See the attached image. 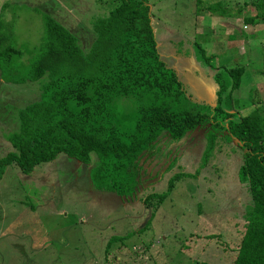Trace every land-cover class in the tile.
<instances>
[{
    "label": "rangeland",
    "instance_id": "rangeland-1",
    "mask_svg": "<svg viewBox=\"0 0 264 264\" xmlns=\"http://www.w3.org/2000/svg\"><path fill=\"white\" fill-rule=\"evenodd\" d=\"M148 2L155 38L161 44L158 53L167 66L177 68L194 100L214 105L218 89L197 53L194 43L199 42L208 56H214L212 67L246 68L241 86L233 92L235 109L231 111L248 115L264 105V33L259 40H249L237 32L241 23L233 38L224 28L215 33L205 30L196 23L203 21L205 10L201 8L208 0ZM114 3L116 0H0V23L11 27L9 43L34 47L42 42L44 17L50 14L75 34L86 52L93 39L92 22L108 13ZM198 10H202L200 15ZM236 52L242 56L234 61ZM173 53L182 58L170 56ZM29 57L32 55H23V61L29 59L25 64L15 62L21 73L28 68ZM1 74L0 70V158L14 150L7 136L19 130V109L41 92V80L16 84L4 81ZM208 127H196L180 142L170 141L167 135L161 138L157 150L147 157L152 158L150 164L143 163L145 170H140L141 186L137 184L138 190L136 187L129 197L96 188L93 164L64 153L27 174L17 165H9L0 177V264H109L124 250L139 253L152 241L154 249L149 246L146 253L155 258L159 253V260L152 264H232L243 233L245 206L251 200L239 174L245 149L223 135L203 166ZM150 168L157 175L149 177L152 173L146 171ZM182 171L187 174L175 182L159 206L145 207L142 199L147 194L166 191L170 178ZM146 221L148 227L135 232ZM116 228L134 231L123 248L114 243L107 250ZM39 238L46 242L37 248ZM134 246L140 249L133 250ZM145 260L151 263L149 258Z\"/></svg>",
    "mask_w": 264,
    "mask_h": 264
},
{
    "label": "trees",
    "instance_id": "trees-1",
    "mask_svg": "<svg viewBox=\"0 0 264 264\" xmlns=\"http://www.w3.org/2000/svg\"><path fill=\"white\" fill-rule=\"evenodd\" d=\"M208 7L214 15L226 14L219 3ZM44 18L42 42L34 47L9 43L11 27L0 23L2 79L16 84L41 80L40 96L19 109V130L7 136L14 150L0 158V177L11 164L27 174L64 153L93 164L96 188L128 197L139 182L142 159L157 150L161 138L180 142L204 124L209 141L203 166L223 135L245 149L239 174L251 200L232 264H264V105L248 115L231 111L246 68L212 67L214 56L196 42L218 86L215 104H206L189 95L176 69L160 57L148 0H116L92 22L86 52L54 16ZM25 53L32 57L21 73L15 62H27ZM184 174L172 176L166 191L147 194L145 206H159Z\"/></svg>",
    "mask_w": 264,
    "mask_h": 264
},
{
    "label": "crops",
    "instance_id": "crops-1",
    "mask_svg": "<svg viewBox=\"0 0 264 264\" xmlns=\"http://www.w3.org/2000/svg\"><path fill=\"white\" fill-rule=\"evenodd\" d=\"M208 1L210 3H207L206 7L201 8V9L205 10L204 11L205 14L202 15L203 21L200 20V22L197 21V23H196L197 25L202 24V26L205 28V30L207 29L211 33H215L217 31V29L224 28L225 29L224 31L227 32L228 37L233 38V37H236V35H237L235 32L236 28L238 27L237 24L241 23L242 28L239 26L237 32H238V34L248 38L249 40H254V41L259 40L260 36L264 33V0H208ZM214 3L220 4V8L226 12L225 16H217V15L212 14L209 11L208 6L210 4H214ZM201 12H202V10H200V11L198 10L197 13L200 15ZM160 45L161 44L159 42H157L158 48L160 47ZM194 45L196 46V43H194ZM241 47H244L245 51L248 50L247 45H245V46L241 45L240 48ZM240 48H239V50H240ZM235 55L237 57L234 58V61L239 59L238 56H242L238 52H236ZM170 56L177 58V60L182 58V55H179V53L176 55H175V53H173V54H170ZM147 157L148 156H146L144 159H142L140 166L138 167V180L140 179V170H142V169L145 170V168H143V163H145L146 165H149L151 162L152 158L149 157L147 159ZM140 167H141V169H140ZM146 173H148V174L152 173L149 176V177H152L154 175H157L158 172H157V170L155 172H153L152 168H150L146 171ZM139 185L141 186L140 180L138 182V187H139ZM138 187H137V190H138ZM120 196H122V195H120ZM146 223H147V221L143 225L137 227L135 229V232L140 233L144 228H147L148 225L146 226ZM12 224L17 225L16 222H13ZM133 231L127 233L125 231L120 230V228H116L113 235L108 240L107 250H109L112 246H115L114 243H117V247H119L120 249L123 248L124 247V240L131 237L130 234H132ZM121 236H124V238H122ZM191 236L192 235L189 234V236L185 240L188 241L191 238ZM45 242H46L45 239L39 238L37 245H35V247H37V248L42 247L45 245ZM149 246H151L152 249H154L155 242L152 241ZM149 246L143 247L142 252H139V253L134 252L135 254H133L130 251L124 250V252L122 254H118L115 258H113V261H111L109 264H147V262H146L147 260H145V258L146 259L149 258L148 261H150V262L152 260L153 261L156 260L157 258L159 260V253L158 252L156 253V258L154 257L153 253L151 254V256H149L146 253V252L150 251ZM182 246H181V248H182ZM137 249H140V248H138L136 246L133 247V250H137ZM107 258H108V256H107ZM153 263L157 264L156 262H153ZM150 264H152V262Z\"/></svg>",
    "mask_w": 264,
    "mask_h": 264
}]
</instances>
